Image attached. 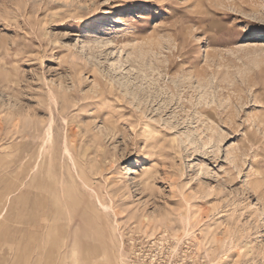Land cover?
<instances>
[{"label":"rangeland","instance_id":"obj_1","mask_svg":"<svg viewBox=\"0 0 264 264\" xmlns=\"http://www.w3.org/2000/svg\"><path fill=\"white\" fill-rule=\"evenodd\" d=\"M75 263L264 264V0H0V264Z\"/></svg>","mask_w":264,"mask_h":264},{"label":"bare ground","instance_id":"obj_2","mask_svg":"<svg viewBox=\"0 0 264 264\" xmlns=\"http://www.w3.org/2000/svg\"><path fill=\"white\" fill-rule=\"evenodd\" d=\"M48 130V135L50 134L51 130L50 129H47ZM84 178V177H82ZM62 179L60 178L59 180V190L60 192L62 191H66V187L65 185L62 183ZM85 181V180H84ZM91 187V186H89ZM86 189V188H85ZM86 191V190H85ZM88 191V190H87ZM94 191V190H93ZM97 193V192H96ZM89 194V193H88ZM99 194V193H98ZM44 197H46V195H44ZM98 201L100 204H98V202L96 203L97 205V210L103 212L107 209V205L103 203L102 199L100 198V196L98 195ZM47 207V205H46ZM110 208V207H109ZM109 211L106 210V212ZM51 212H52V209L50 210V207L48 206L47 207V210L46 211H43V217H42V220H41V223H36L34 224V227H33V231L38 234V235H50V234H53L54 232H61L62 234H65L66 231L64 230V226H61L60 228H55V227H51L48 225V222L50 221V215H51ZM72 220V219H70ZM42 225V226H41ZM34 235V234H33ZM76 254V253H75ZM78 257V255H77ZM75 258V256H74ZM76 264V263H75Z\"/></svg>","mask_w":264,"mask_h":264}]
</instances>
